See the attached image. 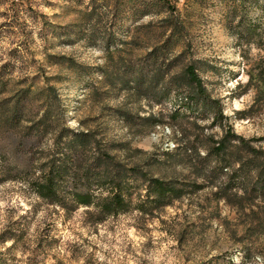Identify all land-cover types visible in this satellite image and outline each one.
I'll return each instance as SVG.
<instances>
[{"label": "rangeland", "instance_id": "obj_1", "mask_svg": "<svg viewBox=\"0 0 264 264\" xmlns=\"http://www.w3.org/2000/svg\"><path fill=\"white\" fill-rule=\"evenodd\" d=\"M163 1L0 0V70L13 65L0 98L53 86L60 125L182 191L92 222L34 192L21 145L0 154L14 176L0 182V264H264V233L248 235L247 217L189 167L224 130L264 138V0ZM188 64L205 97L188 96ZM51 142L35 141L30 159L54 154Z\"/></svg>", "mask_w": 264, "mask_h": 264}, {"label": "trees", "instance_id": "obj_2", "mask_svg": "<svg viewBox=\"0 0 264 264\" xmlns=\"http://www.w3.org/2000/svg\"><path fill=\"white\" fill-rule=\"evenodd\" d=\"M164 3L169 6L168 2ZM5 65L0 70V94L7 89L8 80L3 75L13 70V65L9 68ZM182 72L183 83L191 92L188 96L205 97L193 65H186ZM261 79L264 86V77ZM34 85L31 82L14 97L0 98V134L16 130L10 146L0 140V154L8 155L21 145L31 150L35 141L51 135L49 149L54 153L51 156L32 161L29 152L26 149L23 152L20 173L23 177L32 175L30 185L40 198L65 212L85 207L90 221L100 222L129 208L144 212L146 205L164 206L180 196L182 191L174 183L148 176L137 166H126L106 150L99 149L87 131H72L60 125L51 107L52 99L56 98L54 87ZM33 108L36 111L31 114ZM262 139L244 138L224 130L218 138L210 140L203 156L196 153V160L189 166L195 176L214 188L211 192L214 200L223 201L247 217L245 231L251 236L264 233V146L252 144ZM210 163L213 164L210 166ZM10 177L14 176L4 165L0 169V182ZM137 180L145 182V192L143 198L133 200Z\"/></svg>", "mask_w": 264, "mask_h": 264}]
</instances>
